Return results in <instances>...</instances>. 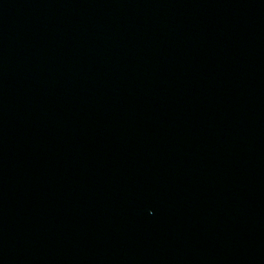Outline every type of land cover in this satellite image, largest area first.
<instances>
[{
  "label": "water",
  "instance_id": "95a60500",
  "mask_svg": "<svg viewBox=\"0 0 264 264\" xmlns=\"http://www.w3.org/2000/svg\"><path fill=\"white\" fill-rule=\"evenodd\" d=\"M0 264H264V0H0Z\"/></svg>",
  "mask_w": 264,
  "mask_h": 264
}]
</instances>
